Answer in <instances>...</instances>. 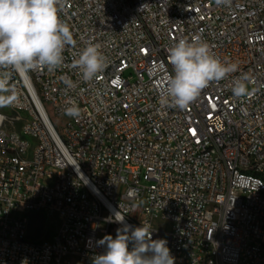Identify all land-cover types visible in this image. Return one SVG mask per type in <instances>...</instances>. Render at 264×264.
Returning <instances> with one entry per match:
<instances>
[{"label":"built area","instance_id":"obj_1","mask_svg":"<svg viewBox=\"0 0 264 264\" xmlns=\"http://www.w3.org/2000/svg\"><path fill=\"white\" fill-rule=\"evenodd\" d=\"M59 15L75 40L63 64L9 70L15 101L0 106V264H92L116 212L166 239L175 264H264V0H62ZM195 36L238 70L165 106L168 50ZM89 44L106 67L84 81ZM25 213L57 218L50 241L28 238Z\"/></svg>","mask_w":264,"mask_h":264},{"label":"clouds","instance_id":"obj_2","mask_svg":"<svg viewBox=\"0 0 264 264\" xmlns=\"http://www.w3.org/2000/svg\"><path fill=\"white\" fill-rule=\"evenodd\" d=\"M232 0H215L217 6H230ZM62 0H0V106L14 103L15 89L10 72L27 76L31 71H55L64 62L67 46L75 44L73 32L59 15ZM169 75L161 94L165 106L184 109L211 82H219L238 70L235 63L222 62L208 43L199 36L181 38L168 50ZM84 81H92L106 67V57L98 44L87 45L74 61ZM245 76L233 82L237 98L249 94ZM72 87L71 80H65ZM66 115L78 117L77 105L66 108ZM112 221L120 223L116 236L106 235L98 241L105 246L95 255L92 264H175L166 239H152L149 226L132 228L125 216L116 212ZM132 245L130 248L129 245Z\"/></svg>","mask_w":264,"mask_h":264},{"label":"rangeland","instance_id":"obj_3","mask_svg":"<svg viewBox=\"0 0 264 264\" xmlns=\"http://www.w3.org/2000/svg\"><path fill=\"white\" fill-rule=\"evenodd\" d=\"M47 111L50 119L55 124V127L60 130L62 126V120L59 116L53 114V112L47 106ZM28 221V238L30 240L37 241L39 243L44 241H50L56 230L58 221L56 217L48 216L44 213L31 214L25 213ZM154 226L160 230H167L168 224L163 221H156Z\"/></svg>","mask_w":264,"mask_h":264}]
</instances>
